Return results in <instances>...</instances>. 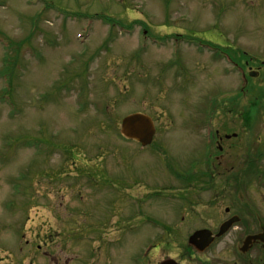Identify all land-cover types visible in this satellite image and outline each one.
I'll use <instances>...</instances> for the list:
<instances>
[{"label":"rangeland","instance_id":"rangeland-1","mask_svg":"<svg viewBox=\"0 0 264 264\" xmlns=\"http://www.w3.org/2000/svg\"><path fill=\"white\" fill-rule=\"evenodd\" d=\"M107 15L122 25H109ZM189 35L203 42L219 36L236 53L264 55V0H0V264H119L114 222L103 244L54 231L81 204L73 186L82 181L67 171L57 178L61 160L49 133L78 145L66 150L79 162L102 152L111 175L130 154L142 182L195 181L206 164L195 134L211 116L208 104L220 95L214 116L226 127L228 90L240 85L237 71L226 74L224 60L198 40L187 42ZM5 55L13 56L9 91ZM130 111L152 114L157 141L170 138L167 159L119 136L110 120ZM93 177L100 181V172ZM102 197H94L99 207ZM155 200L162 206L141 204L145 218L165 212L162 198Z\"/></svg>","mask_w":264,"mask_h":264},{"label":"flooded vegetation","instance_id":"flooded-vegetation-1","mask_svg":"<svg viewBox=\"0 0 264 264\" xmlns=\"http://www.w3.org/2000/svg\"><path fill=\"white\" fill-rule=\"evenodd\" d=\"M230 55L232 66L239 65L235 52ZM248 56L239 65L244 76L241 93L229 89L227 126L216 124L212 139L205 144L202 135H197L198 145L210 147L211 154L203 168L194 171L195 181H180L176 187L185 196L172 195L168 180L156 186L142 182L143 199L149 204L156 197L155 189L167 191L159 197L165 212L159 218L155 213L143 216L146 224L140 227L141 192L136 181L75 182L79 200L84 199L81 189H88L92 195L100 191L104 203L93 227L70 224L64 229L67 236L83 231L107 235L108 225L114 222L120 264H264V55ZM169 141L159 150L163 155L171 152ZM107 175V167L102 166V178ZM80 203L69 209L70 223L77 214L92 215L93 206ZM108 210L116 220L108 217ZM199 231L202 235L190 242Z\"/></svg>","mask_w":264,"mask_h":264},{"label":"water","instance_id":"water-1","mask_svg":"<svg viewBox=\"0 0 264 264\" xmlns=\"http://www.w3.org/2000/svg\"><path fill=\"white\" fill-rule=\"evenodd\" d=\"M154 132L153 121L148 115L134 113L126 116L122 121L123 135L143 145L151 142Z\"/></svg>","mask_w":264,"mask_h":264}]
</instances>
